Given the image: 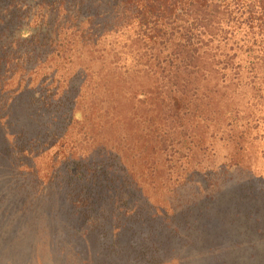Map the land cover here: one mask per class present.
Listing matches in <instances>:
<instances>
[{"label":"rangeland","instance_id":"374dc122","mask_svg":"<svg viewBox=\"0 0 264 264\" xmlns=\"http://www.w3.org/2000/svg\"><path fill=\"white\" fill-rule=\"evenodd\" d=\"M101 41L100 50L79 43L73 55L52 53L37 69L39 76L55 73L57 79L80 73V91L96 90L104 101L80 109L79 120L54 147V138H47V151L38 149L24 158L34 163L35 173L20 166L9 139L0 137V264H264L262 242L229 238L224 224L212 234L202 232L186 213L175 218L168 208L183 181L203 190L206 172L229 171L239 182L233 187L252 193L250 203L264 216V101L253 100L258 91L246 84V68L238 73L241 57L223 69L213 51L204 52L192 73L170 76L140 57L141 42ZM160 93L167 102L170 96L172 102L173 96L186 95L189 105L178 109L172 103L177 115L160 101ZM68 154L95 157L101 170L105 163L116 166L117 181L134 199L146 201L150 212L167 209L170 219L160 213L144 215V224L127 218L123 236L115 219L108 233L88 223L80 227L84 219L76 218L62 177L46 185V191L41 187L56 156ZM26 173L35 187L23 177ZM231 193L226 186L215 217L238 219L225 212L234 200Z\"/></svg>","mask_w":264,"mask_h":264},{"label":"trees","instance_id":"16d2710c","mask_svg":"<svg viewBox=\"0 0 264 264\" xmlns=\"http://www.w3.org/2000/svg\"><path fill=\"white\" fill-rule=\"evenodd\" d=\"M112 39H125L126 44L141 42L140 57L170 76L192 73L204 52L213 51L223 69L240 56L238 73L246 68V84L258 91L253 100L264 101V0H0V137L9 139V148H13L20 166L35 173L34 163L24 158L38 149L47 151L48 139L54 138V147L65 130L79 120L80 109L104 101L103 94L96 90L80 91V73L57 79L55 73L39 76L37 69L52 53L73 55L79 43L85 44L81 48H98L101 40L112 43ZM159 98L177 115L173 107L189 105L183 94L173 96L172 102L171 96L167 102L162 93ZM28 120L34 125H26ZM58 157L41 187L46 191V185L58 175L62 177L78 213L76 218L84 219L80 227L88 223L108 233L112 228L109 222L115 219L123 226V236L127 218H139L144 224V218L160 213V217L170 219L167 209L150 212L145 209L150 206L146 201L134 199L129 188L117 181L120 177L116 166L105 163L101 170L95 157ZM2 159L1 155L0 163ZM28 173L23 177L35 187ZM205 175L201 180L203 190L187 186L189 181L174 190L168 207L172 215H182V219L188 216L196 228L211 234L224 224L229 238L244 236L250 244L264 245V216L255 203H250L255 196L235 188L239 182L229 171H209ZM36 185L40 188L38 182ZM226 186L231 188L230 199L234 200L228 201L225 212L232 216L236 213L238 219L215 217L220 213ZM174 230L180 235L177 228Z\"/></svg>","mask_w":264,"mask_h":264}]
</instances>
